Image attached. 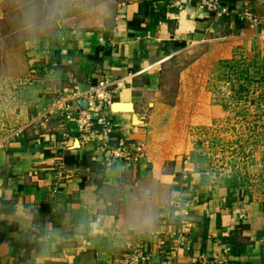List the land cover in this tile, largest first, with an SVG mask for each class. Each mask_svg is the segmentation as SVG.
Here are the masks:
<instances>
[{
  "label": "crops",
  "instance_id": "1",
  "mask_svg": "<svg viewBox=\"0 0 264 264\" xmlns=\"http://www.w3.org/2000/svg\"><path fill=\"white\" fill-rule=\"evenodd\" d=\"M211 2H157L135 26L129 21L143 4L130 1L107 28L63 23L59 34L25 42L32 63L21 90L32 105L29 118L0 137V220L9 229L0 240V264H264L261 188L214 179L199 169L188 141L150 128L161 109L156 85L167 40L227 27L237 44L256 52L264 76V0L233 3L234 13L248 10L259 18L254 26L240 19L239 29L229 11L213 17ZM213 4L217 10L220 4ZM105 77L116 88L113 102H133L134 111L110 106L106 114L126 142L142 145L136 162L113 160L98 144L83 143L69 117L82 107L85 91ZM58 85L63 119L49 122L42 115L51 109L50 98L42 92H56ZM147 98L155 100L150 113ZM134 114L143 122L135 124ZM0 124V130L8 126ZM65 150L105 163L102 178L67 164Z\"/></svg>",
  "mask_w": 264,
  "mask_h": 264
},
{
  "label": "rangeland",
  "instance_id": "2",
  "mask_svg": "<svg viewBox=\"0 0 264 264\" xmlns=\"http://www.w3.org/2000/svg\"><path fill=\"white\" fill-rule=\"evenodd\" d=\"M130 1L136 0H0V123L8 124L0 137L29 118L32 105L21 90L32 63L25 42L59 34L63 23L107 28ZM214 1L219 0H212L211 8ZM227 11L220 4L213 17ZM208 32L192 36L180 49L165 50L156 85L161 109L149 120L150 128L188 141L199 169L214 179L259 187L264 195V83L254 80L260 74L258 55L237 44L227 27L213 25ZM58 86L56 92H42L50 98L51 109L42 115L49 122L63 119ZM154 103L145 100L149 113Z\"/></svg>",
  "mask_w": 264,
  "mask_h": 264
},
{
  "label": "built area",
  "instance_id": "3",
  "mask_svg": "<svg viewBox=\"0 0 264 264\" xmlns=\"http://www.w3.org/2000/svg\"><path fill=\"white\" fill-rule=\"evenodd\" d=\"M239 18L247 20L252 26L259 23V18L251 11L245 10L238 13ZM264 34V25L261 29ZM116 88L109 79L101 78L85 91L87 99L85 107H74L69 117L76 123V129L81 135V141L85 144L96 143L102 152H107L113 160L120 159L127 163L136 162L144 154L141 144L121 143L113 144L112 135L117 132V126L106 114L113 102V93ZM63 108V102H61ZM2 164L0 162V170ZM178 213V211H177Z\"/></svg>",
  "mask_w": 264,
  "mask_h": 264
},
{
  "label": "trees",
  "instance_id": "4",
  "mask_svg": "<svg viewBox=\"0 0 264 264\" xmlns=\"http://www.w3.org/2000/svg\"><path fill=\"white\" fill-rule=\"evenodd\" d=\"M161 1H164V0H142L143 11L141 13H137L134 16V18L129 21V24L135 25V26L139 25L141 22H143L146 19V16H148V13L154 10L155 3L161 2ZM234 2H237V0H219L218 4H222V5L228 7V10L230 13V22L234 20L235 27L237 29H239V28L244 27V23L240 20L239 15L237 13H234L236 10V5L233 4ZM215 11H216V9L212 8L210 14H212V16H214ZM186 44H187V40H185V39H183V40H177V39L167 40L165 42L164 50H166V52H167V51L180 49V48L184 47ZM167 45H169V46L167 47ZM100 51H101V46L97 47L96 51L94 53V57L96 59L98 58V54L100 53ZM260 69L261 68L258 69L259 73L262 72V71H260ZM263 77L264 76H260L254 80H257L259 82L261 81L262 83H264V81H262ZM244 79H246V77ZM245 89H247V88H244V87L242 88V90H245ZM111 142L115 145H120L121 143H125L126 140L117 131L112 135V141ZM63 156H64V160L67 164H69V165H82L83 167H87L90 172H95L96 174L101 175V176L97 175L95 180H100L102 178V175H103V173L105 171V167H106L105 163H102V162H99L98 160L92 159L91 156H89L87 153H83L82 155H80L78 153H73L70 150L63 151ZM9 202H11V201H9ZM8 230L9 229H7V227H5V221L0 220V240H2L6 236V233Z\"/></svg>",
  "mask_w": 264,
  "mask_h": 264
},
{
  "label": "water",
  "instance_id": "5",
  "mask_svg": "<svg viewBox=\"0 0 264 264\" xmlns=\"http://www.w3.org/2000/svg\"><path fill=\"white\" fill-rule=\"evenodd\" d=\"M87 99L86 98H80L79 103L82 105V107L86 106ZM111 109L113 111H134L133 108V102H122V101H114L111 104ZM133 122L135 124L142 123L143 120L139 118L137 114L133 115ZM76 146H79V139H76ZM75 147V146H74Z\"/></svg>",
  "mask_w": 264,
  "mask_h": 264
}]
</instances>
